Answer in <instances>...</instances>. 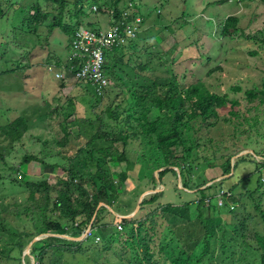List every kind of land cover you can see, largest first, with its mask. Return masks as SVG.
<instances>
[{
    "label": "rangeland",
    "instance_id": "obj_1",
    "mask_svg": "<svg viewBox=\"0 0 264 264\" xmlns=\"http://www.w3.org/2000/svg\"><path fill=\"white\" fill-rule=\"evenodd\" d=\"M75 1L67 0L68 5L62 14L63 22L68 28L76 26V29H91L92 31L107 28L109 16L95 13L91 9V6L94 5L92 0H84L81 6L84 9L81 15L75 17ZM126 1L130 2L132 7H139L136 12L143 17V22L137 31V38L121 46L129 49L127 54L126 51L122 50L121 61L125 65L116 72L117 76L119 75V81L124 84L118 82L120 87L115 88L112 81L109 80L107 95L103 99H97L92 95L91 88L86 86L88 84L84 83L85 86L83 84L77 85L80 82L74 81L65 70L69 55L71 30H69L68 35L67 32L64 33L59 28H55L51 33L48 32V25L54 22L53 18L59 12V10H55L57 3L52 4L45 0H0V8L3 9L4 13L0 20V127L19 116L24 119L25 125L28 126L18 144L11 142L0 133V155L3 156V160H0V213L3 214L6 227L17 226V217L25 219L23 217L25 212L27 221L24 226L31 229L28 225H34L39 214L28 197V189L15 187V181H18L20 176L12 173L11 169L21 171V174L25 178H29L30 181L47 180L51 186L55 183L54 176L61 175L59 172L53 176L49 169L34 161L23 164L24 156L41 158L46 164L52 166H55L54 163L57 158L62 161L65 160V164H68V160L73 161L77 158L84 165L82 173L95 171L91 162L85 161V159L91 148L87 142L94 135L97 124L89 125L84 123L81 118H76L78 124L70 128L67 127L68 131L73 132V136L67 137L64 146H61L59 141L63 138V133L59 123L62 118H48L46 112L54 108L59 109L63 105L62 107L66 109L65 115L90 116L91 109L101 113L104 107L110 104V108L120 116L125 114L131 119H140L146 103L141 107L138 106L139 104L132 99V96L135 95L134 92L129 90V93L125 90L127 88L135 89L138 87L136 85L145 84L143 77L151 81L150 76L152 74L166 73L173 78L175 83L179 84L174 98H178V94L181 95L180 114L189 107L186 94L194 85L202 86L204 91L207 90L209 94L222 98L226 103L230 100L239 102V106L236 108L238 111L236 118L229 115V107H222L217 103L213 105L216 112L205 115L203 118L200 116L187 118V116L182 115L177 125L182 132L181 137L188 151L184 153L181 146L172 147L173 156L177 159L183 153L187 160L197 157L199 161L212 159L219 163L221 161L215 157V153L218 150L217 147L224 143L233 145L234 149L244 146V154L252 153L254 155L263 149L264 104L260 103L259 105L258 101L246 102L244 92L260 87L264 75V47L260 40L246 39V37L241 36V33L247 36L253 34L259 36L261 33L260 38L264 37V3L262 0H121L120 7ZM36 5L41 12L47 15L45 22L38 28L37 35L15 29ZM228 16L238 19L237 29L239 30L229 38L221 35L222 24ZM94 21L100 24H93ZM89 23L92 24L89 25ZM261 40L263 39L261 38ZM120 50L116 48L113 51L118 54ZM152 54L155 60L147 67L148 73L138 77L136 58L138 65L144 66ZM48 66L51 71L48 70ZM218 66H220V70L216 71ZM56 72L62 74L64 72L69 81L63 79L62 81L65 83H62L61 79H56L54 77ZM129 72L131 76L136 73L137 79L132 78ZM236 89L239 90L236 91ZM82 96L89 98L86 108L80 104L81 101L76 102V98L78 100ZM72 98L75 99L73 107L69 105V99ZM125 105L130 106L124 112ZM163 111L164 109L158 114L155 110L151 115L149 114L150 120L153 121L156 117H160ZM95 143L93 142L94 147ZM126 149L133 152L135 157L130 170L127 172V180H131V183H125L124 187H121L125 196H129V189H137L136 192L141 189H147L145 192L150 190V193L137 198H140V202H142L146 196L161 191L163 194H159V202L157 201L155 205L172 204L176 206L184 202H197L203 198L202 201L207 204L203 208L206 216L211 217L213 212L219 213L214 218L217 224L230 220L227 210L232 212V198L235 196L232 194V190L229 191L226 188L232 184V178L219 175L220 171L217 167H205L203 169L200 166L196 174L192 173V180L188 187L194 188L193 185L204 183L205 185L198 189L189 190L182 187L183 179L178 183V173H176V177L169 172L156 178L155 175L165 168H170L175 172L179 170L177 166L156 165L157 154L159 158L161 157L160 151L156 149L155 145L150 146L145 143L142 136L131 137ZM143 150L147 151L146 155L151 160L143 158L140 164H134L138 157L144 154ZM94 155L96 156V153ZM254 158L261 163L264 161L258 156ZM130 159L132 160V157ZM238 166L236 173L239 177L243 176V180L246 181L239 185L240 188L246 186L247 189H253L258 180L256 173L251 174L254 165L245 158ZM107 167L112 173L117 166L110 167L108 165ZM148 172H153V179H149L152 182L145 181L148 178ZM239 177L237 176V178ZM223 178L225 179L222 182H218ZM260 180L264 183V170ZM144 182L146 183L142 184ZM153 183H155V189H150ZM220 189L230 192L228 200L223 199V206L217 204L216 194ZM198 190L203 191L197 192ZM132 195L133 192L130 196ZM253 197L255 199L260 197V191L256 192ZM128 198L126 197L124 200L127 201ZM36 199V206H38L42 200L40 196H36ZM133 199L135 200L136 197ZM262 199H264V193ZM244 202L245 199L239 204L242 205ZM135 203L138 204V201L136 200ZM209 203L214 209L210 208ZM11 204L13 209L9 206ZM4 206L11 208V213L4 211ZM139 206L140 203L135 206L137 210L132 211L134 212L132 216L143 218L150 207L144 206L143 210L140 211ZM108 207V211L112 213L114 208ZM260 207L264 211V202L260 204ZM234 209L233 211H235ZM240 209L241 207H236V211H240ZM246 209L250 210L248 207ZM187 210L189 217L196 215L195 205H190ZM114 213L112 214L122 220L129 218L128 216L131 214ZM246 215L241 212V216ZM106 219L108 220L109 217ZM27 222H29L28 225ZM229 223L232 224L231 221ZM122 228L118 230L121 231V240H128L126 235L129 234ZM91 232L92 234L87 236L89 241L94 236L103 240L116 234L112 226L98 230L93 229ZM67 235L70 236L71 234ZM81 235H71V237L79 239ZM85 238L83 236L82 240ZM5 239V233L0 232V252L5 248L1 246ZM68 240L82 241L80 239ZM88 240L82 241L83 247L92 246ZM27 246L23 250L24 254ZM29 248L31 249V244ZM7 251L8 249L6 254ZM10 255L12 259L0 260V264H31L34 262L30 254H28V258H24V255L21 254L20 256L17 250L11 252ZM78 257L83 263L86 253L84 256L79 255ZM108 259L111 260L112 257L108 255Z\"/></svg>",
    "mask_w": 264,
    "mask_h": 264
},
{
    "label": "trees",
    "instance_id": "obj_2",
    "mask_svg": "<svg viewBox=\"0 0 264 264\" xmlns=\"http://www.w3.org/2000/svg\"><path fill=\"white\" fill-rule=\"evenodd\" d=\"M45 1H49L52 4L56 2L57 8L55 10H59L57 16L53 18L54 22L48 25V32L51 33L55 28H59L64 33L67 32V35L69 30L73 34L77 27L70 26L68 28L62 19V14L68 5L67 0ZM83 1H75V17L81 15L84 9L81 7ZM92 2L97 8L95 13L107 14L109 9H112L116 16L128 1L124 2L122 7H120L121 0H92ZM262 2L264 3V0ZM37 5L31 9L30 14L23 18L15 29L37 35L38 28L47 18V15L41 12ZM3 15V9L0 8V20ZM237 23L238 19L236 17L228 16L225 18L221 27V35L227 38L235 35L239 31ZM91 24L89 23V25ZM260 35L261 33H259V36L257 34L247 36L241 33V36L246 37V39L260 40L264 47V37H261L263 39L261 40ZM117 49H121L118 54L114 53V49L106 53L103 71L106 73L108 80L119 88V75L117 76L116 72L125 65L121 61L122 50L126 51L127 54L129 49L125 46L117 47ZM147 60H149L148 63L143 66L138 65L136 58L138 77L145 76L148 73L146 69L155 60L154 55L152 54ZM132 61L134 63L133 59ZM218 70H220V66L216 68V71ZM132 71L136 72L135 70ZM131 77L137 79L136 73ZM142 79L145 84L136 85L138 87H135V89L127 88L125 90L134 92L135 95L132 96V99L139 104L138 106L141 107L146 103L140 119H131L125 114L120 116L110 108V104L105 106L101 113L94 112L91 109L90 116H79L76 114V117H74V114L65 115L66 109L62 107L63 105L59 109L54 108L46 112L48 118H62L59 123L63 133V138L59 141L61 146H64L67 137L73 136V132L68 131L67 127L76 126L78 124L76 118H81L84 123L89 125L97 124L94 135L87 142L91 148L85 159V161L91 162V166L95 168V171L93 173H82L84 165L77 158L73 161L68 160V164L64 163L65 160L62 161L57 158L54 163L55 166H52L46 164L41 158L24 156L23 164L34 161L49 169L53 176L59 172L61 175L54 176L55 183L52 187L47 180L30 181L29 178H25L21 174V171L11 169L12 173L20 176L21 179V181H19L20 179L15 181V187L28 189V197L39 214L34 225H28L29 222H27V225L31 227V229H28L24 226L27 221L25 212L23 214L25 219H20L16 216L18 225H12L9 228L5 226L3 214L0 213V232H4L6 235L5 242L1 245L5 248L0 252V260L12 259L10 253L15 250L21 256L24 248L33 238L44 234L80 236L89 226L92 231L93 229L98 230L112 226L116 233L113 236H108L103 240L98 236L90 238V241L87 237L83 239L88 240L92 244L91 247H83L81 244L83 240L70 241L55 236H42L31 245L29 254L34 259V264H85L87 262L88 264H264V211L260 207V204L264 202V199H262L264 183L260 182L261 174L264 170V161L261 163L254 158L258 156L261 157V160H264V146L260 152L254 153V155L246 153L237 156L245 151L244 146L234 149L233 145L228 143L221 144L217 147V152H214L215 157L221 161L219 163L212 159L199 161L197 157L187 160L183 153L177 159L173 156V151L171 150L172 147L181 146L184 153L188 151L181 137L182 132L177 125L182 115L187 116V118L193 116L203 118L205 115H211L216 112L213 105L217 103L219 106L229 107V115L236 118L238 116L236 108L239 106V102L230 100L226 103L222 98L209 94L207 90L204 91L202 86L194 85L186 94L189 107L180 114L181 95L178 94V98H174L179 84L175 83L172 77H169L166 73H156L150 76L151 81L146 77ZM66 81L68 82L69 80ZM74 81L80 82L77 85L83 84L85 86L88 84L82 80L76 79ZM86 86L90 87L89 84ZM91 92L95 98L103 99L107 95L108 90L101 96L97 95L92 88ZM244 95L246 102L258 101L259 105L260 103L264 104V75L261 79L260 87L246 90ZM85 97L82 96L78 100L76 98V102L81 101L80 104L86 108L89 98ZM74 100V98L69 99L71 107L75 105ZM129 106H124V112ZM163 109L164 111L160 117H156L153 121L150 120L149 114L151 115L155 110L159 114ZM27 129L28 126L25 125L24 119L19 116L5 126L0 127V133L11 142L18 144ZM137 136H142L145 143L150 146L155 145L156 149L160 151L161 157L159 158L157 154L156 165L177 166L181 181L182 179L184 180V183L182 182L183 188L192 190L205 185L204 183L202 185H193L195 186L194 188L188 187L192 180V173L196 174L200 166L203 169L205 167H217L220 171L219 175L232 178V184L226 188V190H232V194L235 196L232 198V204L235 209L232 206V212L227 210L229 221L232 224L229 221L217 224L214 218L219 213L213 212L211 217L206 216L203 208L207 204L202 201L203 198L197 202H184L179 206L172 204L155 205L159 199V194H163L161 191L146 196L140 202V211L143 210L144 206L150 207L143 218L131 216L122 220L108 211L105 206L98 208L100 204H104L113 207V211L115 210L114 212L119 214H130L136 208L137 203L135 202L136 200L138 201L137 198L145 192L142 189L140 190L142 191L141 193L140 191L136 192L137 189H135L129 193V196H125L121 190V187H124L126 183L127 172L130 170L131 163L135 157L134 153L129 152L126 147L129 139ZM93 142H96L97 146L95 143L94 147ZM142 152L144 154L138 157L134 164H140L143 158L151 160L146 155L147 151L143 150ZM94 153H96V156H93ZM130 157H132V160ZM245 158L254 165L251 174H257V185L253 189H247L246 186H241L240 188L239 186L246 181L243 180V176L239 177L236 173V168L239 167L238 165ZM232 159L233 163L231 166ZM0 160H3L1 155ZM108 165L110 167L117 166L118 168H114V172L110 173ZM146 169L149 170L150 168ZM153 172L147 173L148 178L145 181L152 182L149 179H153ZM169 172L176 177V172L170 168H165L159 172L158 177ZM224 179L218 182H222ZM154 184H151L150 189H155ZM203 190H198L197 192ZM258 191H260V197L255 199L253 195ZM132 192L133 195L130 196ZM36 196H40L42 200L38 206H36ZM126 197H129L127 201L124 200ZM134 197H136L135 200L133 199ZM244 199L245 202L242 205L239 204ZM190 205L196 206V215L189 217L187 208ZM208 205L210 206V203ZM9 206L13 209L12 204ZM236 207H241L240 211H236ZM246 207L250 208V210H247ZM11 208L4 206L3 210L11 213ZM210 208L212 207L210 206ZM250 211H252L251 214H249ZM241 212L247 215L241 216ZM106 217H109V219L107 220ZM116 223L122 224V229L129 234L126 235L129 238L128 240H121V231L117 230ZM84 253H86V258L81 263L78 256H84ZM108 255L112 257L111 260L108 259ZM24 258H28V254H25Z\"/></svg>",
    "mask_w": 264,
    "mask_h": 264
},
{
    "label": "built area",
    "instance_id": "obj_3",
    "mask_svg": "<svg viewBox=\"0 0 264 264\" xmlns=\"http://www.w3.org/2000/svg\"><path fill=\"white\" fill-rule=\"evenodd\" d=\"M130 5V4H129ZM96 10V7H92ZM120 18L114 17V11H110L107 28L83 30L75 33L72 41L73 55L81 52L80 56L84 59V65L75 72L76 79H86L89 86L97 95H104L109 88V80L103 71L106 62V52L115 46L127 44L136 34V27L140 19L135 17L133 22H128L129 12L120 10ZM136 26V27H135ZM230 192L220 189L217 194L218 206H223V199H227ZM117 230H121V224L116 223ZM91 227L83 232V236L91 235ZM98 240V238H96Z\"/></svg>",
    "mask_w": 264,
    "mask_h": 264
},
{
    "label": "bare ground",
    "instance_id": "obj_4",
    "mask_svg": "<svg viewBox=\"0 0 264 264\" xmlns=\"http://www.w3.org/2000/svg\"><path fill=\"white\" fill-rule=\"evenodd\" d=\"M129 4H130V5H129ZM94 6H95V5L91 6V9H92V7H94ZM95 7H96V6H95ZM131 7H132L131 3H130V2H127V3L125 4V6H123L120 10H122V11H127V12L130 13V14H129V17H128V18H129L128 22H133L135 17H137V18L140 19L139 23L137 24V27L135 26V27H136V34H135V37L133 38V39H135V38H137V31H139V28H140V26L142 25L143 17H141V16L138 14V12H136V10H135L134 13H131V12H130ZM96 10H97V8H96ZM96 10H93V11L95 12ZM110 11H113V10H112V9L109 10V11L107 12L106 15L109 16ZM114 14H115V13H114ZM120 15H121V12H119L116 16L114 15V17H115L116 19H118V18H120ZM84 30H88V29H84ZM80 31H83V30L76 29V30L74 31V33L71 35V39H70V43H69V55H68V61H67V64H66V66H65V70H66L67 74H69L70 76H72L73 80H76L75 72L78 71V70L84 65V63H85V62H84V59L82 58V56H80V53H81V52H77V53H76V58H75L74 55H73V49H72V41H73V37H74L75 33H78V32H80ZM133 39H132V40H133ZM122 45H123V44L118 45V46H115V47H113L112 49L108 50L107 52L112 51L113 49H115V48H117V47H121ZM107 52H106V53H107ZM48 70L51 71V68H50L49 66H48ZM63 74H64V72H63ZM63 74H62L61 72H56V73L54 74V77H55L56 79H61V81H62L63 79H65V80L69 79L65 74H64L65 76L63 77ZM77 80H82V79H77ZM82 81H86V82H87L86 79H83Z\"/></svg>",
    "mask_w": 264,
    "mask_h": 264
},
{
    "label": "water",
    "instance_id": "obj_5",
    "mask_svg": "<svg viewBox=\"0 0 264 264\" xmlns=\"http://www.w3.org/2000/svg\"><path fill=\"white\" fill-rule=\"evenodd\" d=\"M245 152H241V153H239L237 156H239V155H242V154H244ZM237 156H235V157H237ZM232 163H233V159H232V161H231V165H232ZM175 171V170H174ZM160 172V171H159ZM159 172L155 175L156 176V178H158V174H159ZM176 173H178V183H180V173H179V171L177 172L176 171ZM179 186V185H178ZM180 187V186H179ZM156 191H159V190H156ZM155 191V192H156ZM147 193H150L149 191H147V192H144L142 195H144V194H147ZM141 195V196H142ZM140 203V198L138 199V204ZM138 204H137V206H138ZM100 206H105L106 208H109L107 205H104V204H100L99 206H98V208L100 207ZM137 210V207L134 209V212ZM111 211H112V209H111ZM134 212H132L128 217H131L133 214H134ZM112 213H114L113 211H112ZM115 214V213H114ZM89 228H90V226H89ZM43 236V235H42ZM42 236H39V237H36V238H33L30 242V244L32 245V243H34L35 241H37V240H39ZM47 237V236H55V237H59V238H63V239H66V240H68V239H75V240H82V236L78 239V238H74V237H71V236H69V235H61V234H44V237ZM30 244H29V246H30ZM29 246H27V248H26V252H25V254H29V250H30V248H29ZM24 253H23V255H25ZM31 264H34V262H32Z\"/></svg>",
    "mask_w": 264,
    "mask_h": 264
},
{
    "label": "crops",
    "instance_id": "obj_6",
    "mask_svg": "<svg viewBox=\"0 0 264 264\" xmlns=\"http://www.w3.org/2000/svg\"><path fill=\"white\" fill-rule=\"evenodd\" d=\"M117 7L119 8V6L117 5ZM137 9H139V7H131V9H130V12L131 13H134L135 12V10H137ZM93 24H100L99 22H97V21H94V23ZM113 85V87H115L116 88V85L115 84H112ZM111 84H110V86H112ZM131 181V180H130ZM129 180H127L126 181V183H128V182H130ZM131 183V182H130ZM145 190H147V189H145ZM132 190H130L129 189V191H128V193L129 192H131ZM147 192V191H146ZM116 217H118V216H116ZM118 218H120V217H118Z\"/></svg>",
    "mask_w": 264,
    "mask_h": 264
}]
</instances>
